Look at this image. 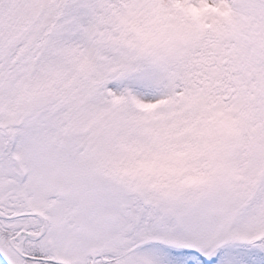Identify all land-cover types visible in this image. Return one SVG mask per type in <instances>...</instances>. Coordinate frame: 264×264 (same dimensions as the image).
I'll list each match as a JSON object with an SVG mask.
<instances>
[{"label": "snow or ice", "instance_id": "obj_1", "mask_svg": "<svg viewBox=\"0 0 264 264\" xmlns=\"http://www.w3.org/2000/svg\"><path fill=\"white\" fill-rule=\"evenodd\" d=\"M0 264H264V0H0Z\"/></svg>", "mask_w": 264, "mask_h": 264}]
</instances>
